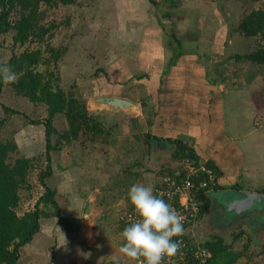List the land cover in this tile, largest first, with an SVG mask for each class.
Here are the masks:
<instances>
[{"label": "rangeland", "instance_id": "1", "mask_svg": "<svg viewBox=\"0 0 264 264\" xmlns=\"http://www.w3.org/2000/svg\"><path fill=\"white\" fill-rule=\"evenodd\" d=\"M156 1L158 2L157 5L149 0H76L71 4L63 3L61 0H53L52 3L42 1L38 11L39 22L40 25L48 29V32L42 38L35 36L25 44L15 42V30L1 34L0 66L8 65L12 69L10 62L14 55H20L27 50L40 49L44 57L50 62L41 63L39 70L45 72L48 77L52 76L54 81L59 80L61 87L66 92H74L78 98L86 103L88 110L95 113L90 100L96 98V88L99 83L108 84V82L112 81L111 79L113 78L107 79L106 77L112 74L110 70H112V66H116L117 64L114 63L112 66L111 64L124 54L122 52H126V50L131 48V43H129L132 40L131 32L136 30L137 26L151 28L158 25L159 21H161L160 24L170 26L173 19L176 21L175 24H182L186 28L197 23L198 27L205 26L206 29L214 27L215 30H221L223 25L224 31L220 35H223L222 40L224 39L230 44L229 57H235L237 54L252 51L263 43L259 36H246L237 31L240 20L251 11L261 8L263 6L262 1ZM132 4H137L140 8L132 9ZM187 7H192L196 10L194 15L185 11L179 13L180 9ZM173 11H176V15L170 17L169 12ZM196 12L197 15H195ZM199 12H205V15H201ZM20 15V7H15L11 13V20L16 21ZM202 16H205V21L202 19ZM201 23L204 25L202 24L201 26ZM209 24H213V26ZM58 50L62 52V55L56 62L51 56ZM214 51L215 53L211 54L212 57L217 55L216 52H218L215 49ZM220 57L217 56L213 59ZM131 66L134 67V63H131ZM253 68L255 72L261 75L260 77H262L264 82V66L256 64ZM131 89V92L134 93L132 95L134 101L139 102L141 100V96L138 93L141 89L140 85H134L128 88V91ZM48 116L49 112L45 104L35 103L29 97L17 93L14 83H4L0 89V122H2L0 125V141L6 142L10 140L16 142L17 134L28 127L27 125L31 123V120H45ZM98 116L108 122L113 130L112 138H106L107 140L105 139L103 144H109L108 150L111 154H114L112 152L114 150L116 155H120V152L122 155L121 157L118 156V159L110 166L111 172L107 176L105 175L106 178L102 185L104 188L101 191L100 197L95 198L97 201L93 199L94 202L101 203L102 212L107 214L103 222L99 221L96 223V235L93 241L89 240L84 234L83 207H81V212L76 218L77 222L74 224L76 230H78L75 234V239L79 244L74 253H86L88 263L93 264H117V260L113 259V257L119 258V264H131L132 260L119 252V248L123 242L121 240L122 232L116 231V234H114L115 221L123 210L124 205L131 204L128 191L132 185L140 183L145 186H152V182L155 179L158 180L164 175L160 174L156 177L157 170L160 172L159 164L153 158L150 161L147 160L146 153H148L149 149L145 147L143 140L147 130L139 125L141 124L138 120L140 117H137L140 116L139 108L115 118H105L101 114ZM53 124L55 129L52 134V142L56 144L69 128L66 115H56L53 119ZM126 126L128 127L126 128ZM132 129L133 132H131ZM44 132V137L46 138V130ZM26 134L40 137L43 133L40 134L38 130H27ZM22 137L26 139L28 136L23 134L21 135ZM128 137H131L134 145L124 144L129 140H125ZM26 141L24 140L21 143V148L18 147V152L11 154V161L28 155H33L31 157L34 158L28 180L20 190L21 203L17 208L18 213L23 215L27 211L33 210L36 203L48 189L55 190V198L58 202H71V191L67 193V191H60L58 188L60 181L59 174L66 170L65 167L71 165L68 164L71 159L65 160L66 157L63 156L64 152L62 150L68 145L72 146L69 149L71 151L70 155H75L74 146L78 143H65L63 141L59 149L54 148L51 150V167L52 169H56L58 173L55 179L52 178L49 182L48 177H52L53 173L51 176L46 177V187L41 182V176L48 166L47 141L45 140L43 143L37 142L35 148H30ZM85 145L86 149L89 148V150L99 148L97 143H87ZM141 146L144 147V153L140 152ZM153 155L158 159L163 157L161 150L159 153H154ZM149 157H151V153ZM106 160H100V163L96 164L97 166L95 167L100 168V164H104ZM84 162L86 168L88 167V172H90L88 174H91L94 162L92 155L86 158ZM174 166L176 168L182 167V163L178 162ZM145 181H147V184ZM93 186L94 184L92 183L88 185L90 189H93ZM245 186L247 187L246 184ZM89 188H85V198H88L90 194ZM216 195H211L210 203L198 224L197 235L199 240L203 242L213 237V235L219 234L226 240L231 250L239 253L247 250L248 254L255 256V258L251 259L243 255L237 264H264V254L261 255L263 252L262 248L264 247V215L260 216L259 221L246 217L242 221H232L233 224L225 225L226 222L229 223V219L225 213H221L222 211H219L217 208L219 200L216 198ZM225 195L224 197H227ZM82 201L85 202L84 200ZM43 203H41L42 206ZM47 209L54 210L51 204H49V207L47 206ZM245 220H248V222ZM250 224H257V228L260 230L259 239L263 243L262 245L255 242L252 230L249 227ZM241 231H244L245 235L235 239V236ZM249 238L252 240L251 243ZM248 243L250 245L246 249ZM114 246L117 247L115 251L113 249ZM92 257H94V260H92ZM34 263V261H30L29 263L26 261V263L19 264ZM79 264H82V262H79Z\"/></svg>", "mask_w": 264, "mask_h": 264}, {"label": "crops", "instance_id": "2", "mask_svg": "<svg viewBox=\"0 0 264 264\" xmlns=\"http://www.w3.org/2000/svg\"><path fill=\"white\" fill-rule=\"evenodd\" d=\"M133 8L140 7L132 4ZM181 11L194 15L196 10L187 7L180 9L179 13ZM175 12H169V16L173 17ZM199 13L205 15V12ZM202 19L205 21V16ZM160 23L161 21L151 28L137 26L131 32V48L112 62L111 66L117 64L110 70L111 80L115 83L105 91L140 105V116H137L140 117L139 125L146 132L159 136L160 141L152 139L154 142L150 147L145 143V137L143 138L145 147L149 149L146 153L147 160L153 158L159 164L160 172L157 170L156 177L161 174L164 165L177 163L171 161V158L177 143L182 142L194 150L195 157L191 158L194 162L206 164L215 170L218 184L214 193L228 190L264 193V82L253 68L258 63L229 57L230 44L222 40L223 35H220L224 31L223 25L221 30H215L214 27L206 29L202 26L203 23L202 27L194 23L186 28L182 24H175V19L170 26ZM214 49L218 52L212 57ZM217 56L221 57L213 59ZM131 63H134V67ZM134 85L141 87L138 92L141 96L139 102L134 101L132 89L128 91ZM101 93L103 94L96 92L95 96H111L104 94V91ZM27 126L16 136L18 147L21 148L24 140H27L30 148H35L37 142L43 143L46 140L43 124L29 123ZM26 129L38 130L43 134L40 137L29 136ZM23 134L28 137L21 138ZM112 135L113 132L108 139ZM127 139L129 140L125 145H134L131 137L125 140ZM97 144L99 148L89 150L85 144L78 143L74 146L75 155H70L69 149L72 146L68 145L62 150L65 160L71 159L68 163L71 165L70 168L65 167V171H60L58 188L67 193L71 191L72 200L58 202L55 198L61 214L75 222L83 207L84 234L91 241L95 240L96 223L103 222L107 215L102 212L101 203L98 204L93 199L100 197L105 175L111 172L110 166L122 155L121 152L116 155L114 150V154H111L109 144ZM160 150L163 157L158 159L153 154ZM140 152L144 153V147H140ZM90 155L94 162L92 173L88 174L90 172L84 161ZM31 156L33 155L27 157ZM102 159L107 160L100 164V168H96V164ZM52 170L53 174L48 177V182L55 179L58 173L56 169ZM158 180L151 181L153 189ZM90 183L94 184L93 189L88 187ZM85 188L90 191L88 198H85ZM47 206L49 207L47 204H40L47 212L54 211L48 210ZM130 206L133 205H124L117 216L114 234L116 231L122 232L128 226L121 217ZM74 224L71 232L68 226L59 223V217L42 216L40 230L22 248L18 264L26 261H34V264H93L88 263L86 253H74L79 245L75 239L78 230ZM115 248L117 247L114 246V251Z\"/></svg>", "mask_w": 264, "mask_h": 264}, {"label": "trees", "instance_id": "3", "mask_svg": "<svg viewBox=\"0 0 264 264\" xmlns=\"http://www.w3.org/2000/svg\"><path fill=\"white\" fill-rule=\"evenodd\" d=\"M45 1L52 3L53 0H0V35L9 31L15 30V42L25 44L35 36L43 37L48 29L40 25L39 22V7L40 3ZM63 3L71 4L76 0H61ZM155 5L156 0H150ZM263 6L248 13L240 20L237 31L246 36H259L263 43L256 49L237 54L234 58L249 59L255 63L264 66V0ZM15 7H20L21 15L16 21L11 20V13ZM1 46V42H0ZM53 50V49H52ZM54 51V50H53ZM52 51V52H53ZM62 52L57 51L51 56L56 62L61 57ZM50 62L47 60L40 49L27 50L20 55H14L11 59L12 71L18 75L14 87L17 93L22 94L35 103H43L47 106L49 116L45 120H31L32 124H43L46 130L47 141V159L48 166L41 176V182L47 187L46 177L52 172L51 150L59 149L62 142H77L80 144L98 143L105 141L112 133L110 124L100 116L90 112L84 101L78 98L74 92H66L60 85L59 80L54 81L52 76L39 70L41 63ZM110 79L108 75L106 77ZM115 81H110L109 84L97 83V91L99 94L104 91V94L112 95L110 86ZM4 82L0 77V89ZM107 85V86H106ZM8 109V108H7ZM13 111V110H12ZM58 114H65L68 120V130L59 138L56 144L52 142V134L55 129L53 119ZM151 120V119H150ZM2 122H0V125ZM145 143L153 146V142L160 141L159 136L146 132ZM154 139V140H152ZM176 151L172 154L171 161L181 162L187 156L194 158L195 152L193 149L182 142H178ZM18 152V144L14 141H0V264H18L21 258L22 248L30 243L35 234L40 230V220L42 216H57L59 223L69 227L72 232L75 222L72 218L63 216L60 212L59 204L55 199V191L48 189L41 196L33 210L27 211L20 215L17 211L21 203L20 190L27 182L31 168L33 167L32 157L21 156L11 161V154ZM182 167H175L173 163L164 165L161 169V174L177 176V172ZM213 193V192H212ZM212 193L206 198L201 218L205 213L206 208L210 203ZM44 202L54 208V211L47 212L40 207ZM201 220V219H200ZM245 235L244 231L235 236V239ZM250 237V236H249ZM250 243L252 242L249 238ZM202 244L212 252L211 264H237L241 256L245 255L251 259L255 256L247 253V250L241 253L231 250L226 240L220 235L206 239ZM249 243L246 249L249 248ZM264 254V247L262 248Z\"/></svg>", "mask_w": 264, "mask_h": 264}, {"label": "built area", "instance_id": "4", "mask_svg": "<svg viewBox=\"0 0 264 264\" xmlns=\"http://www.w3.org/2000/svg\"><path fill=\"white\" fill-rule=\"evenodd\" d=\"M217 184V174L212 167L190 158L182 161L177 176L165 175L158 180L153 194L178 212L184 227L182 236L172 237L174 242H181L179 250L174 256L165 257L161 264H211L212 252L199 240L197 229L206 198L215 191ZM137 219L134 206L121 217L128 226ZM132 264H139V261L132 260Z\"/></svg>", "mask_w": 264, "mask_h": 264}, {"label": "clouds", "instance_id": "5", "mask_svg": "<svg viewBox=\"0 0 264 264\" xmlns=\"http://www.w3.org/2000/svg\"><path fill=\"white\" fill-rule=\"evenodd\" d=\"M0 77L5 84L15 83L18 78L8 65L0 66ZM128 197L139 219L123 229L119 252L139 264H161L165 257L174 256L181 242H174L172 237L183 235V218L153 194L151 185H132ZM113 259L119 264V258Z\"/></svg>", "mask_w": 264, "mask_h": 264}, {"label": "water", "instance_id": "6", "mask_svg": "<svg viewBox=\"0 0 264 264\" xmlns=\"http://www.w3.org/2000/svg\"><path fill=\"white\" fill-rule=\"evenodd\" d=\"M90 104L96 115L101 114L105 118H115L139 108L138 104L125 97L112 95L93 98L90 100ZM213 194H217L216 198L219 200L216 199L218 201L217 208L219 211H222L221 213H225L228 219L236 220L237 217H240L244 220L246 217H249L251 220L255 219L259 221L260 216L264 215V193L228 190L213 192ZM224 195L227 197H224ZM245 221L248 222V220ZM249 227L252 230L255 242L262 245L263 243L259 239L260 230L257 228V224H250Z\"/></svg>", "mask_w": 264, "mask_h": 264}, {"label": "flooded vegetation", "instance_id": "7", "mask_svg": "<svg viewBox=\"0 0 264 264\" xmlns=\"http://www.w3.org/2000/svg\"><path fill=\"white\" fill-rule=\"evenodd\" d=\"M237 220H238V221H242L243 219H241L240 217H237L236 220H234V219H229V223L226 222V224H225V223H224V224H225V225L230 224V223L233 224V222H234V221H237ZM232 221H233V222H232Z\"/></svg>", "mask_w": 264, "mask_h": 264}]
</instances>
